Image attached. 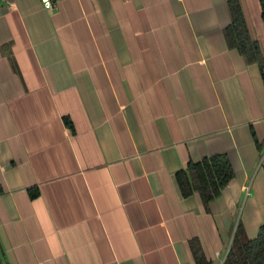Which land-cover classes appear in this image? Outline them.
Wrapping results in <instances>:
<instances>
[{
  "label": "crops",
  "instance_id": "crops-1",
  "mask_svg": "<svg viewBox=\"0 0 264 264\" xmlns=\"http://www.w3.org/2000/svg\"><path fill=\"white\" fill-rule=\"evenodd\" d=\"M229 1L0 0L4 264H195L193 239L221 264L238 224L258 237L264 70L229 48ZM218 155L235 176L207 213L177 175Z\"/></svg>",
  "mask_w": 264,
  "mask_h": 264
},
{
  "label": "trees",
  "instance_id": "trees-1",
  "mask_svg": "<svg viewBox=\"0 0 264 264\" xmlns=\"http://www.w3.org/2000/svg\"><path fill=\"white\" fill-rule=\"evenodd\" d=\"M260 3L264 21V0H260ZM228 8L232 19L230 27L225 31L229 48L238 50L247 63L259 64L264 70L261 47L249 34L239 1H229ZM234 176L229 158L226 155H218L199 163L190 162L187 169L177 175V183L183 197L198 195L205 211L210 213L212 202L222 195ZM37 195L39 193L31 194L33 198ZM189 249L195 264H211L198 239L189 242ZM222 264H264V227L261 228L256 239L250 240L244 226L238 224Z\"/></svg>",
  "mask_w": 264,
  "mask_h": 264
},
{
  "label": "built area",
  "instance_id": "built-area-1",
  "mask_svg": "<svg viewBox=\"0 0 264 264\" xmlns=\"http://www.w3.org/2000/svg\"><path fill=\"white\" fill-rule=\"evenodd\" d=\"M60 0H41L42 6L45 10L52 11L58 8ZM226 257V256H225ZM224 261V259L221 261Z\"/></svg>",
  "mask_w": 264,
  "mask_h": 264
},
{
  "label": "rangeland",
  "instance_id": "rangeland-1",
  "mask_svg": "<svg viewBox=\"0 0 264 264\" xmlns=\"http://www.w3.org/2000/svg\"><path fill=\"white\" fill-rule=\"evenodd\" d=\"M0 264H4V259H1V257H0Z\"/></svg>",
  "mask_w": 264,
  "mask_h": 264
}]
</instances>
